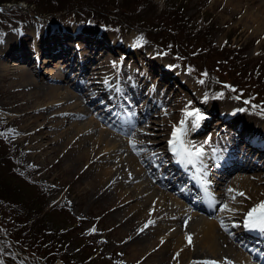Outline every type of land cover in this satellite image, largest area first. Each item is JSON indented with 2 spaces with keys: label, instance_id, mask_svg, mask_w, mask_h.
I'll list each match as a JSON object with an SVG mask.
<instances>
[{
  "label": "rangeland",
  "instance_id": "1",
  "mask_svg": "<svg viewBox=\"0 0 264 264\" xmlns=\"http://www.w3.org/2000/svg\"><path fill=\"white\" fill-rule=\"evenodd\" d=\"M176 1L179 2V0ZM216 1L182 0L178 3L186 5L184 17L187 19V28L199 33L197 35L199 38L193 42L194 49L192 50L182 44L178 47L175 41L168 39L175 38L167 31L160 32L163 41L154 37L162 43L158 44L155 40H148L147 35L140 28L133 26L128 28L127 25H120V23L106 25L102 20L88 15L87 8L84 10L86 12L84 16L70 12L63 13L62 17L57 14L52 17L53 14H39L37 9L24 1L5 3L1 7L6 16L0 17L2 20V23L0 22V52H6L2 40L6 37H13V40L21 48L28 50L31 55H27L25 59L28 61L26 62L11 58L0 59V68L9 67L15 61L18 66L15 69L11 67L12 71H26L34 76L53 78L57 86H68L74 92L75 88L66 83L68 79L65 72L74 80L78 73L77 70L66 68L67 63L63 62L59 56L47 58L42 54L38 56V59H34L37 46L40 47L47 43L50 46L54 44L59 47L67 46L70 49V46L75 45L86 48L89 43L88 45L93 47L87 52L92 55L93 59L84 71L82 79L85 87L90 86L95 89L93 97L91 96L93 101L89 103L86 99L84 107L87 113L85 116L69 119H66V116L57 118V123L65 121V127L60 130L50 129V126L56 122L47 124V122L40 121L41 112L32 113L37 118L30 119L27 123H21L15 119L19 111L12 109L14 102H16L17 110H21L24 101L31 100L35 94L42 97L33 102L35 106L37 102L46 106L51 101L48 96L43 95L42 89H32L27 83L28 76L15 73L14 79L6 81L0 76V117L7 123L5 137L10 140L11 144L20 148L25 162L31 166L32 179L37 183L43 182L45 186L48 200L44 214L40 216L44 217L47 228L53 230L56 227L53 219L45 213L54 206H65L69 215L75 220L76 235L67 241V245L69 252H76L77 261L81 260L82 255L84 256L83 251L77 249L79 232L92 236L99 250L98 253L89 257L87 262L82 261L83 264H127L130 259L137 260V258L140 264H147L146 257L151 245L145 238L135 242L134 247L130 245L129 241L134 238L132 229L137 224V217L130 214L133 208L118 207L119 196L116 189L101 193L88 185V181L95 178V172H83L86 170L83 169L86 165L77 160L79 154L75 148L70 150L69 155L67 148L64 147L68 137L55 138V133L70 129L74 134L75 131L71 129L73 122L84 121L90 126L97 125L98 129L92 135L82 131L74 146L81 143L89 148L93 146L100 132H103L105 136L111 134L118 139L116 144L123 145V148H119L120 151L114 153L112 157L129 154L136 156L138 165L146 172L144 180L151 182V185H154L153 188L156 189L159 188L157 177H165V170L178 162V157L174 156L169 144L174 126H179L184 118L185 110L197 109L205 118L200 121L199 128H192L191 120L188 122L189 144L197 143L203 148L204 155L199 160L209 161L211 159L208 175L210 181L222 182L207 186L223 193L227 190L228 194H221L220 200L217 201L216 196L212 197L210 193L207 198L205 196L200 199L194 192L191 195H180L170 190V194L186 207L187 213L168 232L186 224L191 218L207 219L218 223L223 220L225 234L233 237L235 244L242 248L240 240H236V234L239 230L246 228L244 225L247 213L264 202V154L260 158L254 154L252 158L254 162L251 165L257 164L258 166L233 168L221 179L219 174H224V171L229 170L226 169L228 165L224 163L219 168H215L218 160L216 162L212 159V153L216 154V151L221 148L229 149V144L236 143L241 150L248 145L246 138L242 137L246 134L245 128L250 125L255 128H264V27L258 26L255 22H252L253 26L250 24L252 21L250 19L254 18L253 15H259V11L263 9L260 7H264V0H257L252 10L244 5L241 11L233 9L235 5H227L228 0L220 3ZM107 3L102 6V12L113 9V6ZM154 3L157 10L161 11L165 8L166 0H154ZM226 5L228 7L225 9ZM109 16L113 19L117 14L112 12ZM113 41L115 45H112ZM103 46L104 50H102ZM209 69L217 75L218 81L211 78L213 82H217L216 90L209 88V85L203 81ZM10 82L11 85H9ZM126 82L133 85L131 91L136 93L134 99L129 96L125 97L128 105L131 106V111L125 114L122 120L113 118L115 120L112 123H107L100 117L106 111L105 102L112 89L116 93L115 89L118 91V88ZM210 91H213L212 95L209 94ZM81 92L76 91L75 94L78 95ZM66 106L70 107L68 104ZM36 110L38 109L35 108L33 111ZM52 111L48 109V115ZM230 112H236L240 120L233 122L232 119H224L223 116L227 113L229 115ZM35 121L44 132L50 129L47 135L51 137V141L43 140L41 144L45 147H50L51 143L54 144L56 154L51 152L36 155V152L29 151L31 144L26 137L28 133L25 126L34 125ZM236 134L238 140L234 141L233 136ZM251 139L262 140L253 135ZM132 143L136 144V150L133 149ZM257 144L260 142L257 141ZM100 147L102 149L105 145ZM234 163L232 166L236 167ZM153 168H156L155 176L150 172ZM193 168L190 169L193 175L194 171L196 173L195 168L201 170L199 165ZM171 176L177 177L179 172ZM202 178L205 183L206 177L203 175ZM141 182H131L127 189ZM180 189L179 193L185 192V188ZM229 189L232 191L230 192ZM197 191L200 193V189ZM238 193L244 195L240 196ZM140 199L143 200L144 197ZM209 201L213 202L212 206L208 204ZM225 205L228 210H232L231 219L223 217L229 214L225 212ZM7 213L6 208L1 207L0 234L7 240L0 238V245L8 248L14 247V252L21 257L23 264H47L30 248L25 252L17 250L13 244L15 236L9 233L2 220ZM243 251L249 257L250 251L246 249ZM33 257L36 263L31 262ZM6 258L4 261L7 260ZM153 258L156 262H162L158 255L150 260ZM4 261L1 259L0 264H12L10 261ZM252 262V264H261V261L254 258ZM56 264H63V262L58 259Z\"/></svg>",
  "mask_w": 264,
  "mask_h": 264
},
{
  "label": "bare ground",
  "instance_id": "2",
  "mask_svg": "<svg viewBox=\"0 0 264 264\" xmlns=\"http://www.w3.org/2000/svg\"><path fill=\"white\" fill-rule=\"evenodd\" d=\"M222 1L224 0H217L216 2L220 3ZM256 2L257 0H228L227 5H235L233 6V9L235 8V10L241 11L244 5H246L248 9L254 8ZM227 5L225 6V9L228 7ZM256 6L258 5L256 4ZM260 8L264 9V7ZM263 9L259 11V15H253L254 18H252V15H250L252 19H249L252 21L249 23L251 25L253 24L252 22H255L258 26L264 27ZM2 42L4 43L3 48L6 49V52H0V59L6 60L11 58L24 62L28 61L25 58L27 55H31V53L28 50L21 48V46L13 40V37H6V39L2 40ZM113 43L112 45H115V41H113ZM88 44L86 48L75 45L70 46L71 48L69 49L67 46L59 47L55 44L50 46L46 43L44 45L41 44L43 46L40 47L38 45L35 51L36 56L34 59H38V56L42 54L47 58L59 56L63 62L67 63L66 68H70V70L71 68L77 70L78 73L76 75V79L74 80L71 78V75L65 72L67 75L66 78L68 79V82L66 83H68L70 87L76 89H73L74 92H72L68 86H57V82L55 79L53 80V78H49L47 76H34V74L32 75L31 72L28 73L26 71H12L11 67L12 69H15V67L18 66L15 64V61H13V64L9 67L3 66V68H0V72H2L0 74L2 80L6 81L8 79H14L15 76L13 75H15V73L28 76L27 83L31 85L32 89H42L43 95L48 96L51 101L46 106H43L42 103L39 102H37L35 106V103L33 102L42 99V97L34 93L35 95L31 97V100L24 101L23 105L21 106V110H17L16 102H14L12 109L19 111L15 119H18L21 123H27L28 120L37 118L32 113L38 112L39 114V112H41L42 114L40 115V121L47 122V124L56 122L50 126V129L60 130L65 127V121L62 123H57V118L59 119L61 116H66V119L71 117L79 118L86 115L87 111L84 107L86 99L89 103H92V97L95 93V89H92L90 86L85 87V85L82 83L83 73L88 67V64H90L93 59L92 55L87 53L93 48ZM104 48L105 47L103 46L102 50H104ZM47 62H50V60H47ZM11 84L12 83L10 82L9 85ZM131 87H133V85L129 84V82H126L124 85L122 84V86L118 88V91L115 89L116 93H114V89H112L105 102L106 111L100 116L101 118L105 119L107 123H112L117 118L122 120L121 118L131 111V106L128 105L129 103L125 99L127 96H129L131 99H134L136 96L135 91H131ZM76 91L82 92L77 95L75 94ZM67 104L70 107L66 106ZM35 108L38 110L33 111ZM48 109L53 110L49 115L47 113ZM227 115H224L223 118L228 120L232 119L233 122L237 121V119L240 120L236 112H230V114L228 116ZM111 118L115 119L112 120ZM241 121L243 122V120ZM47 124L46 127H48ZM115 128L117 129V127ZM25 129L28 133L26 137L31 144L29 146L30 152H36V155L45 153L47 154L51 152L56 154L57 151L55 152L54 144L51 143L50 147H45L41 144L43 140L51 141V137L47 135L50 129L47 132H44L43 128L39 127L37 121H35L34 125H26ZM71 129L75 131L74 134L71 133L70 129H67L66 131H58L55 133V138H62L63 136L64 138L68 137L64 145V147L67 148L68 154L70 155V150L75 148L79 154L77 160L82 162L83 165H86L83 167V169H86L83 172H95V178L88 181V185H90L93 189L95 188L97 192L101 193L102 191L106 192L110 189H116L118 192V194H116L119 196L118 207L125 209L133 208V212L130 214L137 217V224L132 229V236H134V238H132L129 243L132 247H134L135 242H138L141 238H145L149 241L151 248L146 257L147 264H212V262H215V264H252L253 258L258 259L261 261V264H264V232L259 230H250L248 228H244L238 231L236 234V240H240L242 248L235 244L233 237L227 236L225 234V228L221 226L223 220L218 223L207 219L191 218L186 224H183L177 229L172 230L170 233L168 232V230L173 229L174 224H177L178 221H181L180 219L185 215V213H187L186 207L170 194V190L180 195H191V193L194 192L199 196L200 199L201 197L205 198V196L207 198L210 193L212 197L216 196L217 201L220 200L221 194H228L227 190L223 193L220 191H215L212 188L210 189L209 186H207L214 185V183H222L220 181H210L208 175L211 166L209 165V161L211 159L209 161H202V159L197 160L194 164L181 162L174 163L173 166L171 165L165 170L167 176L165 175V177H157L159 188L157 187L154 189V185H151V182L148 183L144 180L146 172L138 165V158L136 156L129 154L128 156L112 157L114 153H117V151H120V149L123 148L122 144H116L118 143L117 138L109 133V135L105 136L103 132H100L92 147L87 148L81 143L75 147L74 143H76L77 137L82 131L92 135L97 131L98 127L97 125L90 126L86 122L82 121L73 122ZM244 130H246V136L242 135V137L246 138V141H248V145L245 148L240 150L237 143L229 144V149L221 148V150L219 149V151H216V154L212 153V159L214 161L218 160V165L215 166V168H219L220 165L224 163L228 165L226 166V169L229 170L224 171V174H219V178L221 179H223L224 176H226L227 173L233 168L240 169L245 168L246 166L248 168L250 166H258L257 164L251 165L252 162H254L252 161V158L254 157V154L258 155L259 158L264 154V128H255V126L250 125ZM252 135L254 137H260L262 140H252ZM188 136L189 135L186 137V141L189 143L190 136ZM233 139L234 141L238 140V135H234ZM257 141L260 142V144H257ZM103 144L105 147L100 149V146ZM192 145H194L196 148H202L197 143H193ZM239 158L241 159L239 160ZM233 162H235L234 164L236 167L234 165L232 166ZM198 165L201 167V170L195 168L196 173L194 171L193 175L190 169L197 167ZM150 172L155 176L156 168H153L150 170ZM175 172H179V176L172 177L171 175ZM203 175L206 177L204 179L205 183L202 181ZM243 179L247 180V178ZM176 180L177 182H174ZM134 181L142 182L133 185V188L127 189L128 184ZM180 188H185V192L179 193L181 192ZM199 189L200 193L197 191ZM109 193L111 194V192ZM142 197H144L143 200L140 199ZM131 203L133 204L130 206ZM208 204L212 206L213 202L209 201ZM225 212H229V214L223 216L226 219H231L233 217L231 214V209L230 211L227 209ZM174 213H176V215H174ZM188 237H191V242H189ZM243 249L250 251L249 257L244 253ZM157 255L162 259V262H156L155 258L150 260L152 257ZM137 260L130 259L127 264H140L137 262Z\"/></svg>",
  "mask_w": 264,
  "mask_h": 264
},
{
  "label": "trees",
  "instance_id": "3",
  "mask_svg": "<svg viewBox=\"0 0 264 264\" xmlns=\"http://www.w3.org/2000/svg\"><path fill=\"white\" fill-rule=\"evenodd\" d=\"M22 1L37 9L39 14H53L52 17L56 14L62 17L70 12L84 16L86 15L84 10L87 8L88 15H93L106 25L120 23L127 25L128 28L133 26L142 29L148 40H155L154 37H157L163 41L160 32L167 31L175 38L168 39L175 41L178 47L182 44L189 50L194 49L193 42L199 38L198 32L187 28V19L184 17L186 5L178 4L182 0L179 2L166 0L165 8L161 11L157 10L154 0H73V2L71 0H0V17L6 16L4 9H1L3 4ZM106 2L112 5L113 9L102 12V6ZM112 12L117 14L113 17L114 20L109 16ZM0 22L2 23V20ZM157 39L155 42L162 44ZM206 74L204 83H207L209 88H214L212 90H216L217 82H213L211 78L218 81L217 75L210 69ZM209 94L212 95L213 91ZM6 132L7 123L0 117V209L4 206L8 211L2 220L9 233L15 236L14 246L19 252H25L28 248L34 250L47 264H56L58 259L62 260L63 264L87 262L89 257L99 251L95 240L92 236L79 232L77 249L83 251L84 256L82 255L81 260L77 261L76 252H69L67 245V241L76 235L75 220L69 215L65 206H54L45 212L56 224L53 230L47 228L44 217L40 216L44 214L47 206L48 196L45 186L43 182L37 183L32 179L31 166L25 162L20 148L11 144L5 137ZM0 238L7 240L1 234ZM13 249L14 247L0 245V260L4 261L7 257L4 262L23 264V260ZM31 262L37 261L33 257Z\"/></svg>",
  "mask_w": 264,
  "mask_h": 264
},
{
  "label": "snow or ice",
  "instance_id": "4",
  "mask_svg": "<svg viewBox=\"0 0 264 264\" xmlns=\"http://www.w3.org/2000/svg\"><path fill=\"white\" fill-rule=\"evenodd\" d=\"M205 75L207 74L205 73ZM200 83H203V81H200ZM232 90L235 91V89ZM204 118L205 117L199 112L198 109L194 111L185 110L184 118L180 121L179 126H174L172 138L169 141V144L174 156L179 158L178 162L194 164L197 160L203 157V149L196 148L194 145H190L186 141V137L189 132L188 122L191 120L192 128H199L200 121H202ZM132 147L134 150H136L135 143H132ZM229 191L231 192L232 190L229 189ZM238 195L243 196L244 194L238 193ZM233 200H235V196H233ZM224 208L227 210V205H225ZM221 226L224 227L223 223ZM244 226L250 230H259L264 232V202H261V204L252 208L247 213ZM188 240L191 242V237H188ZM212 264H215V262H212Z\"/></svg>",
  "mask_w": 264,
  "mask_h": 264
}]
</instances>
